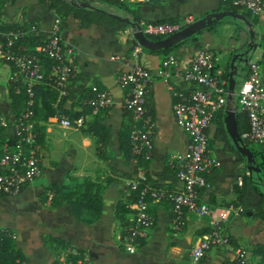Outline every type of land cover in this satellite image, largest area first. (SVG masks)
<instances>
[{
	"label": "crops",
	"instance_id": "1",
	"mask_svg": "<svg viewBox=\"0 0 264 264\" xmlns=\"http://www.w3.org/2000/svg\"><path fill=\"white\" fill-rule=\"evenodd\" d=\"M122 1L126 5L142 2L139 24L167 20L183 23L186 18L192 21L222 9L221 0ZM90 4L130 19L102 0ZM54 17L48 0H0V30L23 20L25 26L34 28L25 33L34 35L39 43L49 37ZM253 20L257 47L248 55L259 57L263 52L264 1L262 13ZM60 39L70 49L68 58L78 67V76L70 84L80 87L70 93L73 100L62 101L57 108L47 102L42 87H33L32 128L37 137L39 173L18 195H0V234H6L11 255L27 264H68L78 260L83 264H193L189 248L200 235L211 230L210 217L188 213L184 224L176 229L171 224L169 203L162 199H147L152 221L135 251L127 253L120 245L122 229L133 212V194L124 180L134 174V164L129 155L128 118L121 104L123 91L114 77L126 70L123 63L129 59L130 44L133 47L131 28L126 25L118 29L114 24L79 27L74 18L67 17L60 28ZM247 40L246 28L239 21L223 20L184 40L172 50L174 53H167L174 54L182 64L200 46L212 48L217 51L216 70L226 77L230 56L241 50ZM167 53L140 50L136 61L152 74L143 103L154 123L146 168L148 184L178 190L169 161L184 153L187 143L171 112L172 90L180 83L173 80L168 85L154 74ZM243 71L237 72L238 83ZM10 72V64L0 60V116L4 120L0 127L2 138L8 142L12 137L11 121L21 106L19 95L12 92ZM91 84L109 93L110 106L93 112L76 104L81 96L89 95L86 89ZM61 116L70 120L80 116L82 124L62 126ZM221 117L222 112H218L206 131L207 153L217 158L220 166L203 173L205 186L199 190V199L215 210L239 207L224 224L222 233L243 252V264H264V199L258 195L264 194L262 162L253 153L262 182L250 180L243 159L223 128L221 131L218 127ZM235 124L237 128L236 114ZM245 126V122L239 125ZM204 264L237 263L232 252L213 246L208 249Z\"/></svg>",
	"mask_w": 264,
	"mask_h": 264
},
{
	"label": "built area",
	"instance_id": "2",
	"mask_svg": "<svg viewBox=\"0 0 264 264\" xmlns=\"http://www.w3.org/2000/svg\"><path fill=\"white\" fill-rule=\"evenodd\" d=\"M148 2L150 0H142ZM167 1V0H160ZM264 0H221L223 5H231L244 10L251 17H258L263 10ZM190 21L153 23L143 22L140 30L145 35L163 37ZM33 27L28 31L32 32ZM50 35L35 45L32 50L19 52L13 49L19 31L0 30V60L11 66L9 82L12 92L22 96L20 111L11 121L12 137L9 143L0 139V195L16 196L39 173L38 158L35 153V133L32 128L35 85H41L55 92V101L67 94V85L78 74V67L68 57L70 49L63 46L60 39V19L55 16ZM132 32V30H131ZM259 40V39H258ZM263 52L259 57L249 56L243 71V78L237 89L230 94V108L244 112L247 129L240 133V139L248 147L256 144L264 148V39ZM141 48L135 45L124 61L126 70L118 72L114 81L123 91L121 104L128 118L127 138L130 159L134 164V174L124 180V185L133 194V212L122 229L120 245L127 253H133L139 241L144 238L151 224L147 199L165 200L171 211V224L178 229L184 224L185 215H208L211 230L200 235L189 248L188 254L193 264H204L208 249L221 246L233 253L237 264L244 263V254L234 248L223 235L224 224L234 210L231 206L213 209L199 199V190L205 186L203 173L220 166V161L207 153L206 131L218 112H223L227 103L228 91L226 77L216 70L214 54L206 46H200L182 63L167 53L154 71L168 85L173 80L180 83L172 90L171 112L176 126L186 135L185 152L171 157L169 163L174 167V176L179 183L178 190L152 187L146 178V168L151 156V141L154 123L145 111L143 103L152 74L136 61ZM251 53V52H250ZM42 57V58H40ZM89 95L81 96L76 104L89 107L95 112L112 104L109 93L95 84L87 87ZM4 124L0 116V125ZM62 126H80L81 117L69 119L61 116ZM6 236L5 233L1 234ZM11 264H27L15 257ZM68 264H83L81 261Z\"/></svg>",
	"mask_w": 264,
	"mask_h": 264
},
{
	"label": "water",
	"instance_id": "3",
	"mask_svg": "<svg viewBox=\"0 0 264 264\" xmlns=\"http://www.w3.org/2000/svg\"><path fill=\"white\" fill-rule=\"evenodd\" d=\"M69 3L87 7L95 10H100L86 1H73L68 0ZM112 17L124 21L132 30L131 35L132 39L140 48L150 51V52H159L162 50H167L173 48L180 42L189 39L193 35L201 32L205 28L218 23L219 21L230 19L232 21H239L245 28L247 34V42L242 47L241 50L234 52L228 61L227 65V75H226V88L228 91L227 103L224 106L221 125L223 131L231 143L233 149L239 154L243 159L244 167L247 172V176L250 180L256 182H262L261 178L257 175L260 173L261 169L258 167L255 157L250 149L242 142L240 139V133L236 129L235 124V112L229 106V100L231 99L230 94L235 90L237 80L238 70H244L248 54L252 52L256 47V38L257 34L254 30L253 23L242 13L230 9H219L207 12L189 23L182 25L176 31L160 37L158 39H150L140 30L139 23L131 21L127 17H121L117 14H110ZM11 142V141H10ZM9 142V143H10ZM264 186V183H261Z\"/></svg>",
	"mask_w": 264,
	"mask_h": 264
},
{
	"label": "trees",
	"instance_id": "4",
	"mask_svg": "<svg viewBox=\"0 0 264 264\" xmlns=\"http://www.w3.org/2000/svg\"><path fill=\"white\" fill-rule=\"evenodd\" d=\"M73 1H79V0H73ZM80 1H86V2L90 3V2L96 1V0H80ZM102 1L108 3L112 6L117 7L120 11H122L123 14H127L128 17L132 21L137 22L139 20L140 8H141L142 2H133V3H130L129 5H126L125 3H123L122 0H102ZM48 5L50 6L51 9H53L55 16L59 17L60 28L62 27L63 21L67 17L74 18L77 21V24L79 27H88L91 24H114V25H116V28L121 29L127 25L124 21L118 20V19L112 17V15L108 14L107 12L102 11L101 8H98V7H96V8H98L100 10L76 6V5L69 3L66 0H48ZM221 8L238 11V12L244 14L252 23H254V20H253L254 17H251L247 11L239 10L237 7H234L231 5H223ZM227 20H230V19H227ZM176 21L175 20H167V21H145V22H153V23L171 22V23H174ZM22 22L23 23H18V24H14L10 27H3V28L5 29L4 32L19 31L22 33V34H20L18 39L14 42L13 49L17 50L19 52H26V51H28V49L26 47H23L24 45L25 46H33V48H34L35 45L39 44V41L37 40V38L34 35H28L30 33H25L26 30L29 29L30 26L29 25L25 26V23L23 20H22ZM146 36H148V38H150V39L160 38V36H153V35H146ZM182 42H180V43H182ZM132 43H133V47H134L136 45V43L134 42L133 39H132ZM179 44H177L176 46H178ZM130 45H131L130 49H132L133 48L132 44H130ZM176 46H174L173 48H175ZM173 48H170L167 50H162L159 52H150V51L144 50L142 48H141V50H144V51H147L150 53H165V52L167 53L168 51H170ZM30 50H32V49H30ZM40 58H42V57H40ZM77 76H78V74L76 75V77L73 80H75L77 78ZM73 80H71V81H73ZM39 86L42 87V91L46 95L47 102H49V104L54 102L55 101V92L47 89L44 86H41V85H39ZM78 87H80V84H78L76 87H74V86H72V84L69 83L66 87L67 88V94L65 96L57 99V101L55 102L56 103L55 108H57V106L62 101L73 100L74 97H71L70 93H73L75 90L78 89ZM19 97H20V103H21L22 96L19 95ZM236 122L238 123L236 129L239 133H241L247 129V119H246V115L244 112H241V111L236 112ZM244 122H245L246 126L243 128L239 127V125L244 124ZM218 127L222 131V125H221L220 121L218 122ZM1 133H2V131H1V127H0V139H2ZM36 140H37V137L35 135V143H36ZM257 146L258 147L248 146V148L250 149V151L252 153H254V155H256V156L258 155L259 159L261 160L260 164L262 162V168L264 169V155L262 154V147H260L259 145H257ZM257 165L259 167V163ZM146 178H147V174H146ZM147 181H148V179H147ZM258 195H259L260 199H264L263 193L258 192ZM14 256L15 255H11V251L9 250V248L7 246L6 238H4V236H2L0 234V264H11L12 260L15 258Z\"/></svg>",
	"mask_w": 264,
	"mask_h": 264
},
{
	"label": "rangeland",
	"instance_id": "5",
	"mask_svg": "<svg viewBox=\"0 0 264 264\" xmlns=\"http://www.w3.org/2000/svg\"><path fill=\"white\" fill-rule=\"evenodd\" d=\"M219 22H220V21H219ZM173 49H174V48H173ZM173 49H171L170 51L173 52V51H172ZM209 50L214 54V56L217 54V51H215L214 49L209 48ZM173 53H174V52H173ZM239 83H240V82H239ZM239 83L237 82L235 89H237ZM249 146H252V147H258L256 144H249Z\"/></svg>",
	"mask_w": 264,
	"mask_h": 264
}]
</instances>
